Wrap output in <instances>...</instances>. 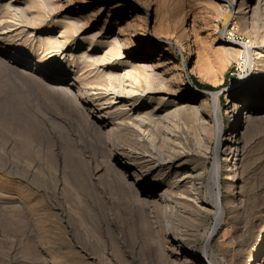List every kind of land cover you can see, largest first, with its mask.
<instances>
[{
    "label": "rangeland",
    "instance_id": "rangeland-1",
    "mask_svg": "<svg viewBox=\"0 0 264 264\" xmlns=\"http://www.w3.org/2000/svg\"><path fill=\"white\" fill-rule=\"evenodd\" d=\"M232 1L0 0V8L3 4L0 9V56L8 60L0 63V264H193L188 260L189 254L185 257L188 261L171 255V240H177L180 248L194 245L197 249L192 254L201 257L200 249L213 225V215L195 209L187 199L180 200L179 194L183 192L179 190H168L162 203L158 200L154 202L155 197L151 200L153 204L148 202L146 207L136 206L132 195H142L143 192L124 189L123 181H119L121 178L115 176L113 179L111 170L114 163L124 158L132 160L143 154L149 164L156 162L180 168L190 165L203 173L199 197L207 206L206 184L213 162L214 125H209V136L214 139L211 141L210 137L209 141L207 137L208 143L200 144V136H207L203 122L190 114H177L172 103L174 99L181 101L190 97L195 98V105L198 106L202 100L208 107L205 114L209 118L212 100L205 93L219 94L224 136L230 133L233 126V119L226 110L228 102H239L246 96L250 100L247 117L241 120L243 125L238 135L235 134L237 152H227L225 157L219 154L224 171L236 166L239 172L233 194L222 190L223 222L210 241L212 256L209 260L213 258L216 264H264V241L255 249L264 227V65H261L264 64V7L257 15L251 17L249 12L245 18L238 19L233 16L235 6H228ZM215 7L224 13L227 11L230 15L227 22L224 23L218 16ZM99 8L100 11H97ZM125 23L127 28L130 25L129 28L136 31L134 41L137 47L129 46L130 42L127 45L128 34L122 33ZM121 27L123 29L119 30ZM119 31H122L121 34ZM228 34L236 44L255 47L254 56L250 57L253 62L251 69L244 66L246 53L241 47L236 48L235 55L228 57L216 49L222 45L221 41L228 39ZM119 45L122 52L118 51ZM61 46H64L63 49ZM188 48L192 50V56L187 55ZM57 49L58 52L73 51L76 57L84 59L71 64L72 59L56 55ZM116 49L120 54L116 53ZM47 51L46 56L44 52ZM120 61H124L123 64ZM17 69L26 74L17 72ZM17 73L22 75L19 77ZM245 75L247 78L238 85L239 77ZM69 83H75L74 96L70 94L72 99H69V93L60 90L61 86L70 87ZM194 83L210 86L213 90L200 89ZM118 85L122 87L121 92ZM185 87L190 89L189 94ZM194 88L204 93L193 95ZM89 89H96L95 93L100 94L97 97L91 95ZM129 89L137 93L128 97L131 102L126 108L104 111L107 105L103 104L102 94L107 91L108 94L125 93ZM145 89L147 92H141ZM139 95L151 98L137 103L138 108L146 110L147 123L142 129L152 142V145L144 147L135 143L136 131L128 126L124 114L129 106L136 104ZM73 97L77 98L76 102H72ZM70 102L78 105L74 107ZM102 111L109 114L103 117L107 124H120L109 134L111 138L109 135L106 138L101 130H97L96 117ZM192 119L196 122L194 125ZM194 127L199 129L197 134L193 133ZM170 129L176 132L175 138L179 142L188 146L185 150L192 154L190 159L179 161L174 156L175 149L166 140ZM130 131L135 132L133 139ZM162 132L163 137L160 135ZM104 139L108 140L106 144ZM193 139L199 142V151V145H195L197 143H193ZM108 163H111V168ZM134 164L131 168L144 166L141 161ZM166 168L161 170L163 172L157 171L145 177L140 180L141 183L156 195L163 193L174 182L170 176L171 168ZM156 174H160L159 177ZM221 185L224 186V180H221ZM171 193L176 196L172 195L174 200L170 198ZM176 201L183 203L175 204ZM164 203L169 205L164 206Z\"/></svg>",
    "mask_w": 264,
    "mask_h": 264
},
{
    "label": "bare ground",
    "instance_id": "bare-ground-1",
    "mask_svg": "<svg viewBox=\"0 0 264 264\" xmlns=\"http://www.w3.org/2000/svg\"><path fill=\"white\" fill-rule=\"evenodd\" d=\"M38 1V0H37ZM88 1V0H87ZM238 2V3H237ZM5 3H7V2H5ZM18 3V2H17ZM88 3V2H87ZM2 4V3H1ZM15 4V3H14ZM40 4V3H39ZM4 5H6V4H4ZM9 5V4H8ZM235 6V11L233 12V16H236V18H238V19H241V17H242V19L243 18H245L246 16H247V13H251V17H252V15H254V14H256L257 12H260V9H261V7H264V0H233L232 2H231V4H229L228 6L230 7V6ZM2 6H3V4H2ZM2 6H1V8H2ZM16 6V5H15ZM7 7V6H6ZM13 7V6H12ZM12 7H10L11 9H12ZM0 8V9H1ZM16 8H18V6L16 7ZM15 8V9H16ZM219 8V7H218ZM218 8H216L215 7V11H216V13H218V16L223 20V22L225 23V22H227V20H228V18L230 17V15L228 14V13H224L223 11H220ZM8 9H9V6H8ZM14 9V10H15ZM102 10V9H101ZM1 11V10H0ZM9 11V10H8ZM15 11H17V10H15ZM97 11H100V8H99V10L97 9ZM96 11V12H97ZM229 12V11H228ZM14 13V12H13ZM260 14H262V13H260ZM257 15V14H256ZM259 15V14H258ZM217 16V17H218ZM261 16V15H260ZM108 17V16H107ZM259 17V16H258ZM254 18V17H253ZM106 21V20H105ZM105 23V22H104ZM128 24V23H127ZM124 26L126 25V23L125 24H123ZM122 25V26H123ZM72 26V25H71ZM130 27V25L128 26V28ZM116 28H117V26H116ZM125 28V27H124ZM127 28V25H126V28H125V31H127V32H125L124 30H122L123 29V27H121V29H119V30H122L121 32L124 34V33H126V34H128V36H126V40H128V43H127V45L129 44V42H130V44H129V46L130 45H132V47H137L136 46V40H135V35H134V32H136V31H134V30H132V29H128ZM126 29H128V30H126ZM140 29H142V28H140ZM70 30V29H69ZM68 32V31H67ZM116 32H117V30H116ZM115 32V33H116ZM120 32V31H119ZM121 32L119 33V34H121ZM118 33V32H117ZM139 33V32H138ZM118 34V35H119ZM140 34V33H139ZM113 35H115V34H113ZM138 35V34H137ZM229 35V34H228ZM59 37V36H58ZM121 37V36H120ZM122 37H125V36H122ZM141 37V36H140ZM48 38V37H47ZM61 38H62V36H61ZM114 38V37H113ZM231 34L229 35V37H228V39L225 41V40H223V41H221L222 42V45L221 46H219L218 48H216V49H219L222 53H224L223 55H226V57H228V56H232V55H235L236 54V48L237 47H241L242 49H243V51L246 53V57H245V61H244V66L245 67H247L248 69H251L252 68V66H253V62L251 61V56L253 55V53L255 52L254 50H255V47H253V46H250V45H247V44H236L234 41H232L231 40ZM57 39V38H56ZM112 40V39H111ZM125 40V41H126ZM135 40V41H134ZM143 40V39H142ZM116 41H117V39L115 38L114 39V41L112 42L113 44L115 43L116 44ZM119 41V40H118ZM51 43V42H50ZM56 44H57V42H55ZM107 43V42H106ZM59 44V43H58ZM114 44V45H115ZM120 44V43H119ZM121 44H122V42H121ZM120 44V45H121ZM114 45H111V46H114ZM119 45V48H118V51H120L121 49V46ZM53 46H54V44H53ZM52 46V47H53ZM89 46V45H88ZM62 47H64V46H61V48ZM84 47V46H83ZM118 47V45H116V48ZM126 47H128V46H126ZM193 47H194V45H193ZM50 48V47H49ZM56 48H58V47H56ZM85 48H87V47H85ZM89 48V47H88ZM63 49V48H62ZM66 49V48H65ZM123 49H124V47H123ZM122 49V50H123ZM196 49V48H195ZM264 49V48H263ZM60 50V49H59ZM105 50H106V47H105ZM138 50V49H137ZM52 51V50H51ZM57 52H58V49L56 50ZM87 51V50H86ZM95 51V50H94ZM112 51V50H111ZM117 51V49H116V53L118 52ZM133 51V50H132ZM194 51V50H193ZM50 52V51H49ZM56 52V55L57 56H61V57H63V58H65V57H67L68 59H72L70 62H71V64L73 63L74 64V61H78V60H80V61H82V59H84V58H82V59H80L82 56H79V58L78 57H76L75 56V53L73 52V51H66V50H61V51H59L58 53ZM120 52H122V51H120ZM124 52V51H123ZM257 52V51H256ZM264 52V51H263ZM45 53V55H46V53H48V51L47 52H44ZM51 53V52H50ZM83 53V52H82ZM82 53H80V54H82ZM119 53V52H118ZM135 53V52H134ZM195 53V52H194ZM193 53V54H194ZM42 54H43V52H42ZM41 54V55H42ZM52 54V53H51ZM113 54V53H112ZM115 54V53H114ZM113 54V55H114ZM120 54V53H119ZM119 54H117V55H119ZM40 55V56H41ZM53 55V54H52ZM83 55V54H82ZM86 55V54H85ZM106 55V54H105ZM110 56H111V54H109ZM122 55V54H121ZM124 55V54H123ZM127 55V54H126ZM187 55L188 56H192V50L191 49H189L188 48V50H187ZM257 55H259V54H257ZM261 55V54H260ZM42 56H44V55H42ZM47 56V55H46ZM78 56V55H77ZM94 56H96L95 54H94ZM93 56V57H94ZM115 56V55H114ZM113 56V57H114ZM137 56V55H136ZM254 56V55H253ZM38 57V56H37ZM112 57V56H111ZM112 57V58H113ZM117 57V56H116ZM124 57V56H123ZM259 57V56H258ZM261 57H263V56H261ZM43 58V57H42ZM46 58V57H45ZM111 58V59H112ZM119 58H120V56H119ZM118 58V59H119ZM150 58V57H149ZM41 59V58H40ZM86 59V58H85ZM258 59V58H257ZM259 59H261V58H259ZM258 59V60H259ZM7 59H5L4 58V56H0V63L1 62H5ZM47 60V59H46ZM87 61H89L88 59H86ZM94 60H96L97 61V59H93V61ZM100 60V59H99ZM101 60H104L103 58L101 59ZM116 60V59H115ZM60 61H61V59H60ZM151 61H152V59H151ZM262 61V60H261ZM7 62H8V60H7ZM69 62V63H70ZM95 62V61H94ZM124 62V61H123ZM123 62L121 63V61H120V63L121 64H123ZM159 62H161V61H159ZM77 63V62H76ZM85 63V62H84ZM88 63V62H87ZM103 63V62H102ZM116 63H119V61H117ZM2 64V63H1ZM10 64V63H9ZM104 64H106V63H104ZM139 64V63H138ZM157 64L159 65V63H158V61H157ZM7 65V64H6ZM11 65V64H10ZM9 65V66H10ZM75 65H77V64H75ZM98 65V64H97ZM111 65V64H110ZM261 65H264V64H261ZM8 66V67H9ZM101 66V65H100ZM104 66V65H103ZM141 66V65H140ZM144 66V65H143ZM143 66H142V69H143ZM11 67H13V66H10V68ZM72 67V66H71ZM117 67V66H116ZM126 67H127V65H126ZM152 67H154V65L152 66ZM158 67V66H157ZM9 68V69H10ZM14 68V67H13ZM12 68V69H13ZM73 68V67H72ZM150 68V67H149ZM181 68L182 69H184L185 68V65L184 64H182V66H181ZM264 68V67H263ZM98 69V68H97ZM103 69V68H102ZM122 69V68H121ZM120 69V70H121ZM123 69H125V67L123 68ZM15 70V69H14ZM18 70V69H17ZM16 70V71H17ZM24 70V69H23ZM29 70V69H28ZM107 70V69H106ZM127 70V69H126ZM145 70H146V67H145ZM144 70V71H145ZM11 71H13V70H11ZM21 70H18L17 72H19V73H22V74H24L23 72H20ZM71 71H72V69H71ZM77 71V70H76ZM110 71V70H109ZM122 71V70H121ZM128 71V70H127ZM127 71H125V72H127ZM150 71V70H149ZM251 71V70H250ZM26 72V71H25ZM31 72V71H30ZM33 72V71H32ZM99 72H101V70H99ZM103 72V71H102ZM108 72V71H107ZM135 72H136V70H135ZM146 72V71H145ZM19 73H17V74H19ZM112 72H110V74H111ZM122 73V72H121ZM129 73V72H128ZM16 74V75H17ZM22 74H19V77H20V75H22ZM26 74V73H25ZM24 74V75H25ZM31 74V73H30ZM98 74V73H97ZM102 74V73H101ZM100 74V75H101ZM104 74V73H103ZM114 74V73H113ZM116 74V73H115ZM23 75V76H24ZM105 75H107V74H105ZM120 75V74H119ZM126 75V74H125ZM129 75V74H128ZM134 75V74H133ZM23 76H21V78L23 77ZM34 76V75H33ZM76 76V75H75ZM137 76V75H136ZM145 76V74H143V77ZM147 76V75H146ZM107 77V76H106ZM105 77V78H106ZM121 77V76H120ZM162 77V76H161ZM173 77V79H175L174 78V76H172ZM23 78H25V77H23ZM39 78V77H38ZM78 78H79V76H78ZM108 78V77H107ZM115 78H117L118 79V77H115ZM123 78V77H122ZM121 78V79H122ZM137 78H139V77H137ZM150 78V77H149ZM247 78V75H245V76H240L239 77V80H238V85H241L242 83H243V81L245 80ZM35 79V78H34ZM75 79V78H74ZM146 79H147V77H146ZM167 79V78H166ZM28 80V79H27ZM77 80V79H76ZM123 80V79H122ZM141 80V79H140ZM145 80V79H144ZM152 80V79H151ZM168 80V79H167ZM170 80V79H169ZM176 80V79H175ZM174 80V81H175ZM41 82H43L42 80H40ZM81 81V80H80ZM79 81V82H80ZM117 81V80H116ZM120 81V80H119ZM143 81V80H142ZM154 81V80H153ZM162 81V80H161ZM173 80H171L170 82H172ZM30 82V81H29ZM61 82V81H60ZM82 82V81H81ZM112 82V81H111ZM145 82V81H144ZM166 82V81H165ZM169 82V83H170ZM47 83V82H46ZM46 83H45V85H46ZM49 83V82H48ZM83 83V82H82ZM119 83V82H118ZM121 83V82H120ZM143 83V82H142ZM146 83V82H145ZM167 83V82H166ZM181 83V82H180ZM73 84H75V83H72L71 85H70V83H69V85H70V87H67V85H65V86H61L60 87V85H59V87H60V90L61 91H65V92H67V93H69V97L71 96L70 94H72V96H74L73 95V87H74V85ZM107 84H108V81H107ZM121 84H123V83H121ZM44 85V82H43V84H42V86ZM48 85V84H47ZM82 85V84H81ZM101 86H102V84H100ZM99 85V86H100ZM109 85H110V83H109ZM128 85V84H127ZM145 85V84H144ZM150 85V84H149ZM171 84H169V86H170ZM48 86H50V85H48ZM53 86H54V84H53ZM85 86H86V84H85ZM99 86H96V87H98L99 88ZM100 86V87H101ZM115 86V85H114ZM119 86H121V85H118L117 86V88L119 87ZM133 86V85H132ZM147 86V85H146ZM43 87H46V86H43ZM51 87V86H50ZM76 87V86H75ZM80 87V86H79ZM90 87H92V86H90ZM89 87V88H90ZM102 87H104V86H102ZM113 87V86H112ZM144 87V86H143ZM148 87V86H147ZM56 88V87H55ZM86 88V87H85ZM84 88V89H85ZM104 88H106V87H104ZM122 88V87H121ZM121 88L119 87V89H120V92H121ZM146 88V87H145ZM170 88V87H169ZM180 88V87H179ZM91 89V88H90ZM89 89V90H90ZM127 89V88H126ZM126 89H124V90H126ZM136 89V88H135ZM144 89V88H143ZM177 89H178V87H177ZM57 90V89H56ZM59 90V89H58ZM87 90V89H86ZM108 90V89H107ZM141 90V89H140ZM147 89H145V90H142L141 92H143V91H145V92H147L146 91ZM165 90H166V88H165ZM164 90V91H165ZM168 90V89H167ZM171 90V89H170ZM169 90V91H170ZM175 90V89H174ZM184 90L186 91V93H190V89H188L187 87H185L184 88ZM61 91H59V92H61ZM103 91H104V89H103ZM109 91H110V89H109ZM111 91H113V88H112V90ZM110 91V92H111ZM114 91H117L116 89L114 90ZM183 91V90H182ZM64 92V93H65ZM75 93H76V91H74ZM79 92H80V90H79ZM89 92H91V95H94V96H96V95H98V94H100V92L99 93H95V92H97V90L96 89H92V90H90ZM106 92V91H105ZM115 93V92H112V93H109L108 94V91H107V93H104V94H102L101 96H103V100L102 101H104L105 103H103V104H105V105H107L106 106V109L104 110V111H111V110H121V108H126L127 106H128V103L129 102H131V98H128V97H130V96H132V95H134V94H136L137 93V91H132V90H130L129 89V91L128 92H125V93ZM175 92H177V91H174L173 93H175ZM260 92V91H259ZM78 93V92H77ZM88 93V92H87ZM155 93V92H154ZM168 93H170V92H168ZM172 93V94H173ZM193 95H197V94H203L204 92H202V91H199V90H197L196 88H194V89H192V92H191ZM66 94V93H65ZM85 94V93H84ZM171 94V93H170ZM205 94H209V96L211 97V100H212V104H211V109H210V117L209 118H207V116H206V111H208V110H206V109H208V107L205 105L206 103H204V101H202L201 100V102H200V104L197 106V105H195V98H182V100L180 101L179 99H174V101L172 102L175 106H174V112H176L177 114H181V113H184L185 115H188V114H190L191 116H192V118H194V116L197 118V119H199V120H201L202 122V127H203V129H204V132H205V134L207 135V136H205L204 134V138L202 137L203 135L201 134V132L202 131H200V133L199 134H201L202 136H200L201 138H203V139H199L200 140V144H206V143H208V141L206 140L207 139V137H208V140L210 141V137L211 136H209V131H210V127H209V125L210 124H213L214 125V128H215V139L213 138V136L211 137V141L214 139L215 141V144H214V147L212 148L213 150H212V156H213V159H212V166H211V168H210V170L208 171V180H207V184H206V192H207V197H208V205L207 206H205V205H203V200H201L202 198H200L199 197V194H200V192H201V188H202V183L200 182L201 181V178H202V176H203V173H202V171L200 172V171H198V170H196L194 167H192V166H188V167H183V168H180L179 166H176L175 165V167H173V165H167V164H158V163H156V162H154V163H151V164H149L147 161H145V159L146 158H144V157H142V156H137L138 158H135V159H122L120 162H117V163H114L112 166L108 163V167L109 168H113V170H111L112 172H113V174H114V177H113V179L115 178V176L116 177H119V178H121L119 181H120V183H121V180L123 181L122 182V186H123V188L124 189H130V190H132V191H135V192H143V194L142 195H140V194H135V195H132V197L133 198H135V200H133V201H136L137 202V204H136V206L139 204L140 206L142 205V206H147V205H149L148 204V202H152L151 200H153L155 197V200H154V202H157V200H158V202L160 201V203H162L163 201H162V199H163V197H165V195H166V192L168 191V190H179V191H182L183 192V194H179L180 195V200H182L183 198L184 199H187L188 201H191L192 202V204L195 206V209L196 208H198V209H200V210H203V212L205 211V212H210L212 215H213V225L211 226V228H210V230H209V232L207 233V235H205V237H204V240H203V246H202V248L200 249L201 250V257H196V256H194L192 253L193 252H196V250L195 249H197V248H194L191 244L189 245V246H192V247H188V245H187V248L185 247V248H180V244L178 245L177 244V240H171V242H172V249H171V251H169V252H171V255H175L176 257H179V256H181L182 258H184L185 259V257H186V255H188L189 254V258L190 259H188V260H190V262H192L193 264H216V262H214L213 261V258L211 259V260H209V257H211L212 256V251H211V248H210V241H211V239L213 238V236L215 235V233H216V231L218 230V228L220 227V225L222 224V222H223V209H222V205H221V196H222V190H227V191H229V193L230 194H233V190H234V182L236 181V177H237V169H236V166L235 167H228V168H226L227 170L226 171H224V169L222 168V166H221V163H220V156H219V154H222L224 157H225V155H226V153L227 152H237V149H238V146H237V141H236V138H235V134L236 135H238V131H239V128H240V126L241 125H243L242 123H243V121H241L242 119H245V117H247L246 115H247V112H248V110H249V104H250V100H249V98L246 96L245 98H243V99H241V100H239V102L237 101H229L228 102V107H227V111H228V114H229V116H230V119L232 120L233 119V126L230 128V130H229V132L230 133H228V134H226L225 136H224V134H223V126H222V116H221V109H220V105H219V94L218 93H205ZM68 95V94H67ZM79 95V94H78ZM77 95V96H78ZM127 95V96H126ZM65 96V95H64ZM72 96H71V98H69V99H72ZM81 96H82V94H81ZM80 96V97H81ZM87 96V95H86ZM135 96V95H134ZM198 96V95H197ZM68 97V96H67ZM97 97V96H96ZM142 96H137V100L135 101L136 102V104H132L131 106H129V108H127L125 111V113L124 114H126V118H127V120H128V126H130V128H132V130H134L135 129V131H136V142L135 143H137L138 144V146L139 147H144V146H146L147 144L148 145H152V142H151V137L150 138H148L147 136H146V134L144 135L143 134V125L145 124V123H147L146 122V120H147V116H146V113H145V111L143 110V109H140V108H138V105H137V103L138 102H140L141 101V99H146L147 98V100H151V98L148 96H144V97H142ZM157 97V96H156ZM74 98V97H73ZM99 98H100V96H99ZM177 98V97H176ZM77 98L75 97L74 98V100L72 101V100H69V101H72V102H74L75 100H76ZM93 99V98H92ZM97 99V98H96ZM163 99V98H162ZM167 99V98H166ZM170 99V98H169ZM197 99V98H196ZM82 100V99H81ZM146 100V101H147ZM155 100V99H154ZM164 100V99H163ZM199 100V99H198ZM79 101V100H78ZM96 101V100H95ZM101 100H100V102H102ZM132 101H133V99H132ZM146 101H145V103H146ZM153 101V100H152ZM158 101V100H157ZM76 102V101H75ZM84 102H86V99H85V101ZM92 102V101H91ZM90 102V104H92ZM163 102V101H162ZM162 102H160V103H162ZM166 102V101H165ZM71 103V102H70ZM96 103V102H95ZM156 103V102H155ZM167 105H169L170 103L167 101ZM80 104V103H79ZM82 104V103H81ZM102 104V103H101ZM159 104V103H158ZM71 105H73L74 106V104H72L71 103ZM76 105H78L77 103H75V106ZM87 105V104H86ZM100 105V104H99ZM143 105V104H142ZM155 105V104H154ZM153 105V106H154ZM74 106V107H75ZM84 106V105H83ZM95 106H96V104H95ZM140 106V105H139ZM157 106V105H156ZM170 106V105H169ZM207 107V108H206ZM96 108H98V107H96ZM100 108V107H99ZM168 108V107H167ZM169 108H171V107H169ZM251 108V107H250ZM76 109H77V107H76ZM101 109V108H100ZM150 109V108H149ZM157 109V108H156ZM172 109V108H171ZM78 110H80V109H78ZM83 110V109H82ZM81 110V111H82ZM91 110V109H90ZM102 110V109H101ZM117 110V111H118ZM119 110V111H120ZM84 111V110H83ZM89 111V110H88ZM123 111H124V109H123ZM151 111V110H150ZM87 112V111H86ZM86 112L84 113L85 115H87L86 114ZM82 113V112H81ZM88 113V112H87ZM100 112H98V114H99ZM102 113H103V111H102ZM100 114V115H96L97 117H96V119H97V124H96V126H97V130L99 129V130H101L102 131V133H103V135L106 137V138H108V135L109 134H111L112 132H113V130L114 129H117V127L120 125V124H107L105 121H103V117L106 115V114H108L107 112H104L103 114ZM120 113V112H119ZM175 113V116H177V114ZM90 114V113H89ZM118 114V113H117ZM167 114V113H166ZM170 115H171V113H169ZM240 114L242 115V116H240ZM85 115H83L84 117H86L85 119H89V118H87V116H85ZM110 115H112V114H110ZM115 115H116V112H115ZM123 115V114H122ZM151 115H153V114H151ZM150 115V116H151ZM156 115V114H155ZM89 116V115H88ZM92 116V115H91ZM108 116H109V114H108ZM113 116V115H112ZM119 116V118H120V115H118ZM157 116V115H156ZM168 116V115H167ZM191 116H190V118H191ZM106 117V116H105ZM111 117V116H110ZM122 117V116H121ZM123 117H124V115H123ZM166 117V116H165ZM162 118V117H161ZM172 118V117H171ZM196 118H195V120H196ZM117 119H118V117H117ZM169 119V118H168ZM175 119V118H174ZM113 120V119H112ZM116 120V119H115ZM151 120V119H150ZM161 120V119H160ZM169 120H172V119H169ZM178 120V119H177ZM193 121H194V123H192V125H194L196 122H197V120H196V122H195V120L194 119H192ZM110 121V120H109ZM114 121V120H113ZM117 121H119V120H117ZM124 121V120H123ZM126 121V120H125ZM168 121V120H167ZM182 121V120H181ZM191 121V120H190ZM245 121V120H244ZM89 122V121H88ZM87 122V123H88ZM91 122V121H90ZM92 122H94V121H92ZM157 122H158V120H157ZM174 122V121H173ZM114 123H116V122H114ZM149 123V122H148ZM156 123V122H155ZM154 123V124H155ZM90 124V123H89ZM124 124V123H123ZM174 124V123H173ZM190 124V123H189ZM199 124V123H198ZM93 125H95V124H93ZM149 125V124H148ZM152 125H153V123H152ZM181 125V124H180ZM180 125H178V126H180ZM183 125V124H182ZM90 126H92V125H90ZM124 125H122V127H123ZM170 126V125H169ZM175 126H176V124H175ZM174 126V127H175ZM177 126V127H178ZM197 126V125H196ZM121 127V128H122ZM146 127V126H145ZM184 127V126H183ZM190 127H192L193 128V126H190ZM201 127V126H200ZM119 128V127H118ZM171 128V127H170ZM176 128V127H175ZM179 128V127H178ZM188 128H189V126H188ZM195 128V127H194ZM198 128V127H197ZM123 129V128H122ZM149 129V128H148ZM147 129V130H148ZM164 129V128H163ZM173 129V128H172ZM172 129H170V132L168 133V136H166V140L171 144L170 146H173V148L175 149L174 151L176 152V155H174L176 158H178V160L179 161H182V160H185L186 161V159H190V156L192 155L191 153H189L187 150H185V148H187V147H185L186 145L183 143V142H179V140H178V138H175V131L174 130H172ZM184 129H185V127H184ZM203 129H200V130H203ZM94 131H95V129H93ZM124 130V129H123ZM122 130V131H123ZM127 130H129V129H127ZM154 130V129H153ZM190 130H191V128H190ZM198 130L199 129H197L196 130V128H195V132L193 131V133H196V131L198 132ZM118 131H119V129H118ZM120 131H121V129H120ZM121 131V132H122ZM151 131V130H150ZM161 131H162V129H161ZM160 131V132H161ZM116 132V131H115ZM114 132V133H115ZM97 133H99V131H97ZM102 133H100V134H102ZM113 133V134H114ZM120 133V132H119ZM130 133H131V137H132V139H133V133H135L134 131H130ZM213 133V134H214ZM113 134H112V136H113ZM148 134H149V132H148ZM162 134H163V132L160 134L161 135V137H163L162 136ZM197 134V133H196ZM195 134V135H196ZM211 134V133H210ZM98 135V134H97ZM127 135H129V134H127ZM187 135V134H186ZM150 136V135H149ZM189 136V135H188ZM196 136H198V135H196ZM114 137V136H113ZM112 137V138H113ZM116 137V136H115ZM127 137V136H126ZM130 137V138H131ZM177 137H178V135H177ZM103 138V137H102ZM105 138V139H106ZM109 138H111V136L109 135ZM125 138V137H124ZM129 138V137H128ZM197 138V137H196ZM104 139V142L105 141H108V140H105ZM131 139V140H132ZM181 139V138H180ZM188 139V138H187ZM126 140V139H125ZM130 140V139H129ZM162 140V139H161ZM184 140V139H183ZM190 140V139H189ZM188 140V141H189ZM194 140V139H193ZM198 140V139H197ZM113 141V140H112ZM115 141V140H114ZM127 141V140H126ZM196 140H194L193 141V143L195 142ZM207 141V142H206ZM111 142V141H110ZM130 142V141H129ZM132 142V141H131ZM205 142V143H204ZM111 143H115V142H111ZM128 143V142H127ZM151 143V144H150ZM165 143V142H164ZM168 143V144H169ZM196 143H197V141H196ZM105 144H106V142H105ZM109 144V143H108ZM118 144V143H117ZM137 144H135V145H137ZM159 144H161V143H159ZM166 144V143H165ZM195 145H199V142L197 143V144H195ZM210 145V144H209ZM112 146H114V145H112ZM134 146V145H133ZM165 146V145H164ZM164 146H163V149H164ZM206 146V145H205ZM132 147V146H131ZM162 147V146H161ZM201 146L199 145V148H198V151H199V149H201L200 148ZM106 148H107V146H106ZM115 148V147H114ZM113 148V149H114ZM129 148V147H128ZM170 148V147H169ZM110 149V148H109ZM112 149V148H111ZM116 149V148H115ZM127 149V148H126ZM130 149H132V148H130ZM146 149V148H145ZM148 149V148H147ZM188 149V148H187ZM135 150H136V148H135ZM140 150V149H139ZM189 150H191V149H189ZM193 150V149H192ZM206 150V149H205ZM208 150V149H207ZM115 151V150H114ZM126 151V150H125ZM128 151V150H127ZM134 151V150H133ZM132 151V152H133ZM148 151V150H147ZM164 151V150H163ZM165 151H166V149H165ZM108 152H109V154H111L110 153V151L108 150ZM117 152H119V151H117ZM121 152V151H120ZM131 152V151H130ZM135 152V151H134ZM196 154L198 153L197 151H194ZM207 152V151H206ZM206 152H205V154H206ZM159 153V152H158ZM170 153V152H169ZM193 153V152H192ZM201 153V152H200ZM200 153H199V155H200ZM203 153V152H202ZM201 153V154H202ZM120 154V153H119ZM123 154H124V152H123ZM128 154V153H127ZM131 154V153H130ZM171 154V153H170ZM175 154V153H174ZM204 154V155H205ZM113 155V154H112ZM125 155V154H124ZM167 155V154H166ZM203 155V156H204ZM128 156V155H127ZM131 156V155H130ZM160 156H162L161 155V151H160ZM111 158H112V156H110ZM129 157V156H128ZM136 157V156H135ZM152 157V156H151ZM220 157V158H219ZM155 158V157H154ZM153 158V159H154ZM158 158V157H157ZM161 158V157H160ZM163 158V157H162ZM167 158V157H166ZM193 158V157H192ZM198 158V157H197ZM151 159V158H150ZM110 160V159H109ZM159 160H161V159H159ZM171 160V159H170ZM222 160V159H221ZM235 160V159H234ZM135 161H141L142 163H143V167L141 166V168H136V169H134V168H131V164H134V162ZM156 161V160H155ZM163 161V160H162ZM161 162V161H160ZM168 162H170V161H168ZM187 162H189V161H187ZM237 162H238V160H237ZM236 162V163H237ZM127 163V164H126ZM138 163V162H137ZM137 163H136V165H137ZM180 163V162H179ZM139 164V163H138ZM181 164V163H180ZM185 164V163H184ZM107 165V164H106ZM135 165V164H134ZM236 165V164H235ZM111 166V167H110ZM167 166V168L166 169H168L169 167L171 168V175L170 176H172L173 177V179H174V182H173V184H170L171 185V187H166L167 188V190H165V191H163V193H161V194H154V193H152V191H150V190H148V189H146L145 188V186L141 183V181L140 180H142L143 181V179L145 178V177H147V176H149V175H152V174H154L155 172H157L158 171V173H159V171H161V170H164L163 168L164 167H166ZM107 167V169H109ZM225 168V167H224ZM107 169H106V171H107ZM168 171V170H167ZM161 172H163V171H161ZM239 172V171H238ZM166 173V172H165ZM107 174H108V171H107ZM112 174V173H111ZM162 174V173H161ZM168 174V173H167ZM109 175H110V172H109ZM156 175H158V174H156ZM156 175H154V176H156ZM160 175V174H159ZM159 175H158V177H159ZM151 177V176H150ZM153 177V176H152ZM151 177V178H152ZM166 177V176H165ZM169 177V176H168ZM167 177V178H168ZM204 177V176H203ZM110 178V177H109ZM112 178V177H111ZM119 178H117V179H119ZM157 178V177H156ZM150 179V178H149ZM155 180V179H154ZM169 180H170V178H169ZM221 180H224V186H222L221 185ZM117 181V180H116ZM118 181V182H119ZM145 181V180H144ZM168 181L166 180V182L165 183H167ZM171 182V183H172ZM118 184V183H117ZM168 184V183H167ZM115 185V184H114ZM8 186H9V184H8ZM12 186V185H11ZM12 188H16V187H12ZM159 189V188H158ZM14 191H15V189H14ZM224 191V192H225ZM227 191H226V193H227ZM24 192V191H23ZM18 193V192H17ZM20 193V192H19ZM175 193V192H174ZM174 193L172 194L171 193V196L173 195L174 197H176L175 195H174ZM132 194H133V192H132ZM178 194H177V197H178ZM235 194V193H234ZM21 195V194H20ZM23 195H24V193H23ZM169 195H170V193H169ZM181 195H183V196H181ZM26 196V195H25ZM104 196V195H103ZM173 196L172 197H170V198H173ZM130 198V197H129ZM168 198V197H167ZM166 198V199H167ZM166 199H165V201H166ZM150 200V201H149ZM173 200H174V198H173ZM177 200H179V199H177ZM168 201V200H167ZM203 201V202H202ZM169 202V201H168ZM175 204L176 203H180V202H174ZM173 203V204H174ZM183 203V202H182ZM182 203H180V204H182ZM186 203V202H185ZM152 204H153V202H152ZM151 204V205H152ZM158 204V203H157ZM165 204V203H164ZM188 204H190V203H188ZM150 205V206H151ZM155 205V204H154ZM160 205V204H159ZM169 205V204H168ZM167 204H165L164 206H168ZM178 205V204H177ZM191 205V204H190ZM141 206V207H142ZM160 206H162V205H160ZM176 206V205H175ZM194 206H193V208H194ZM205 206V207H204ZM157 207V206H156ZM171 207V206H170ZM138 208V207H137ZM144 208V207H143ZM159 208V207H158ZM163 208V207H162ZM161 208V209H162ZM166 209H167V207H165ZM165 208H163V209H165ZM169 208V207H168ZM172 208V207H171ZM171 208H169V209H171ZM141 209V208H140ZM168 209V210H169ZM176 210L178 209V208H175ZM174 209V210H175ZM138 210H139V208H138ZM146 210V209H145ZM145 210H143L144 212H145ZM199 210V211H200ZM172 212V211H171ZM175 212V211H174ZM198 212V211H197ZM201 212V211H200ZM146 213V212H145ZM167 213V212H166ZM166 213H164V214H166ZM173 213V212H172ZM176 213V212H175ZM202 213V212H201ZM169 214V213H168ZM208 214V213H207ZM145 215H147V214H145ZM171 215V214H170ZM176 216H177V214H175ZM143 216H144V214H143ZM165 217H166V215H164ZM163 216V217H164ZM173 216V215H172ZM161 217V216H160ZM169 217V216H168ZM171 217V216H170ZM169 217V218H170ZM174 218H176L175 216H174ZM152 219V218H151ZM164 219V218H163ZM171 220H172V222H174L173 221V219H172V217H171ZM175 220V219H174ZM166 222V221H165ZM176 222V221H175ZM166 223H168V225L171 227V224H170V222L167 220V222ZM173 225V224H172ZM175 227V226H174ZM165 228V227H164ZM260 228V227H259ZM262 229V228H261ZM164 230V229H163ZM165 230H166V228H165ZM172 230H175V229H172ZM177 230H178V228H177ZM177 230H176V232H177ZM179 231V230H178ZM179 233V232H178ZM178 234H176V236H177ZM179 236V235H178ZM258 236V235H257ZM167 238V237H166ZM175 238H177V237H175ZM174 238V239H175ZM257 238V237H256ZM169 240V239H168ZM221 240V239H220ZM260 241L258 244H256V246H255V249L257 248V247H259V244L260 243H262L263 241H264V227H263V230L261 231V235L258 237V239H257V241ZM225 242V241H224ZM168 243V242H167ZM222 243V242H221ZM223 244V243H222ZM221 244V245H222ZM225 244V243H224ZM223 244V245H224ZM226 245V244H225ZM220 246V245H219ZM263 247H264V244H263ZM170 248V247H169ZM169 252H168V254H169ZM254 253V252H253ZM262 254V253H261ZM169 258V257H168ZM259 258H260V256H259ZM250 259V258H249ZM186 260V259H185ZM188 260H186V261H188ZM258 260V259H257ZM176 261V260H175ZM181 261V260H180ZM183 261V260H182ZM187 263V262H186ZM185 263V264H186ZM180 264H184V263H180ZM190 264V263H189Z\"/></svg>",
    "mask_w": 264,
    "mask_h": 264
},
{
    "label": "trees",
    "instance_id": "trees-1",
    "mask_svg": "<svg viewBox=\"0 0 264 264\" xmlns=\"http://www.w3.org/2000/svg\"><path fill=\"white\" fill-rule=\"evenodd\" d=\"M195 84V86H197L198 88H200V89H204V90H209V91H211V90H213V88L212 87H210V86H202V85H199V84H197V83H194Z\"/></svg>",
    "mask_w": 264,
    "mask_h": 264
}]
</instances>
